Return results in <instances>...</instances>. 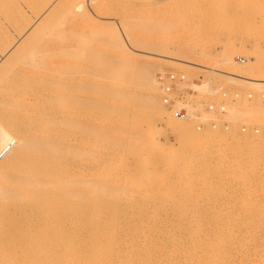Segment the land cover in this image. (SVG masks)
Here are the masks:
<instances>
[{
  "label": "bare ground",
  "instance_id": "6f19581e",
  "mask_svg": "<svg viewBox=\"0 0 264 264\" xmlns=\"http://www.w3.org/2000/svg\"><path fill=\"white\" fill-rule=\"evenodd\" d=\"M71 1L74 3L73 7H77L74 9H79L77 10L79 12L86 8L87 0H62L65 6L68 4L71 6ZM114 1L112 4L110 0L108 2L113 5ZM138 1L123 4L120 2L118 6L110 7L108 2L98 4L99 0H90V5L93 7L97 5L99 10L102 6L99 13L105 11L108 14H103L116 16L118 19L120 15L124 14V17L130 14H126L127 12H135L138 6L146 2L143 0L144 2L139 5ZM259 2L264 4V0ZM79 5L80 8H78ZM63 6L60 11L58 10L60 13L56 11L57 9L52 10L0 66V153L8 146H13L10 152L0 159V201L8 199V202L15 207H22L26 198L41 191L50 198V222L42 226L44 238L50 239L53 249H51L52 254L48 255L46 244L40 245L39 251L44 258L43 264H264V244L261 243L264 237V208L241 211L226 208L221 210L186 209L182 205L178 206L177 198L164 193L161 188L164 186L161 175L164 171L148 170V158H144L140 163L139 168L144 171L137 181L132 174L136 172L134 168H127L125 171L122 180L125 184L129 183V187H126V184L125 188L121 189L118 175L113 173L118 168V146H130L129 151L132 157L142 153L152 158L159 157L158 162H160L163 158L162 153H165V149L159 146L160 141L175 137L177 144L173 146L174 153L183 152L190 161L199 156L200 148L212 145L219 156L225 159L223 163L215 164L216 169L226 172L231 169L239 171L242 167H248L252 174H255L260 161L256 156L246 159L244 154L253 149H263L260 138L252 136L248 139L249 137L245 138L243 134L234 137L229 132H226L229 134L220 132L222 135L218 137L215 135L214 137L213 132L206 134V131L205 133L203 131L204 134H198L193 130L194 128H191L193 126L190 127L188 121H179L170 117L162 109L160 101L156 100L159 88H156L157 84L154 82V85L150 84L151 75L147 73L148 71L140 75V82L144 84L140 83L141 86H137L139 89L142 88L140 90L143 92L145 90L146 101L143 107L142 99L139 101L137 94L133 91L136 88L131 89L128 86L131 83H129L130 80L128 81L127 77L125 80L121 76L124 73L118 75L119 66L114 65L118 56L111 58L114 55L110 57L111 59H106L98 68L100 78L88 91L91 97L88 98L86 105L85 93L78 92L79 89H76V94L75 89L73 90L74 83L71 86L70 82H63L69 75L72 61L85 60L86 53L81 50L76 57L72 56L73 60L61 65L56 63V56L53 53L55 46L60 44L66 49H72V43L76 42L74 39L79 40L76 37V35L79 36L78 33L80 36L85 33L92 34L99 44L98 47L105 45L107 48H114L116 44L124 48V44L121 42L118 29L111 31V35L110 32L106 33L110 35L112 41H106L107 35L102 39L103 30L101 29L106 23L102 27L101 21H95L89 8L85 9V13L81 12L84 13L83 18L85 17L84 22L82 18L80 19L82 25L79 21L76 23L81 26H79L81 32H78V27L75 26L77 32L74 34L76 35L72 34L73 30H69L71 27H65L66 14L60 15L63 9L68 8ZM82 7L83 9L80 10ZM96 9L95 12H98ZM128 17H125L128 20L124 18L127 23L123 21V24L125 23L126 31L128 28L127 33H133L130 28L132 18ZM261 17L264 31V11ZM107 27L104 29H114ZM56 30L66 31L64 32L66 34L63 33L59 38L54 37L53 33ZM69 31L72 35H68ZM134 36L137 37L135 34ZM38 37H42V45L36 48L31 47L32 41ZM4 41L5 45L10 43L9 38ZM108 41L110 45L106 44ZM131 42L135 44L134 41ZM257 43L256 47H253L255 64L248 67H239L233 61V55L216 58L215 63L212 61L213 58L209 59L211 60L209 67H207L209 60L205 58L208 63L205 62L206 66H203L201 60L209 57L205 52V56L202 54V59L198 61L201 64L194 62L195 60L192 59L195 58H189V56L190 61H184L186 57L180 59L181 54L170 53L167 59L178 61L180 68L185 72L190 69L202 70L203 68L204 70L206 68L212 73L216 71L223 74L229 80L243 79L245 81L244 79L253 77L248 82L251 80L252 82H249L251 85L262 89L260 86H264V50L261 46L262 42L257 41ZM116 45L114 50L112 48L113 52L115 49L118 50ZM121 47L120 51L123 49ZM127 47L123 49L124 52L129 50ZM177 51L182 53L181 50ZM193 52L189 51L190 54ZM189 53L185 51L182 54L190 55ZM112 61L114 63L111 64ZM223 64H229V69L224 70V66L227 67V65L223 66ZM60 67L65 70L61 76H57L56 73ZM77 81L80 82V79ZM119 82L123 84L118 85ZM249 83L247 84L250 85ZM118 94L124 109L118 106ZM120 108L132 119L130 128L133 124L138 126L136 138L118 139L117 126L97 132L98 128H104V122L118 120L116 118ZM77 109L85 110L77 113ZM80 117L89 123L88 127L95 126L97 129L91 132L84 130L85 132L76 137V131L80 127L77 121ZM156 118L160 123L153 125L152 122ZM113 123L118 125V121ZM228 128L227 126V129L226 127L224 129L228 130ZM148 129H151L150 134H147ZM152 142L157 143L154 144L155 147ZM104 144H109L112 149L110 158L101 159L92 156L89 159H80L83 154L86 155L80 146L90 149L91 153V150L95 151L98 147H104ZM229 150L239 151V154L230 159L227 152ZM237 170H234L235 173L232 175L236 176ZM237 176L235 179H240ZM152 182L158 184L159 191L154 200L155 206L146 209L143 202L139 200L141 197H135V193L146 197L147 186ZM167 204L175 205V208L168 209L165 207ZM3 208L11 210L8 206ZM14 218L16 217L11 214L8 216V225L16 222L17 218ZM92 224H95L96 233L92 239L97 241L96 245L87 240ZM46 226L49 227V231ZM48 232L49 236L46 234ZM248 244L252 246H247ZM255 257L259 260L256 261Z\"/></svg>",
  "mask_w": 264,
  "mask_h": 264
},
{
  "label": "rangeland",
  "instance_id": "374dc122",
  "mask_svg": "<svg viewBox=\"0 0 264 264\" xmlns=\"http://www.w3.org/2000/svg\"><path fill=\"white\" fill-rule=\"evenodd\" d=\"M108 1L99 0L98 4H105ZM113 1L114 0L111 2L110 0V3L112 4ZM130 1L132 2L134 0ZM130 1L115 0L114 2H117V4L114 3L113 5L118 6L120 2H122L120 4H123ZM87 2L85 7L87 9L89 8L90 14L95 21H101L102 24H100L102 27L103 24L106 23L104 27L108 26L114 28L109 30L103 27V29H101L103 30L102 39L103 36L105 38L107 35L106 33L110 32L111 35V31L114 32L118 29L117 31L121 34V42L124 44V48L123 46L121 47V45L117 46L115 44L118 48V50L115 49V53L113 52L115 45L114 48L111 46V48H107L105 45H102L103 47H98L99 44L92 34H86L83 31L82 32L85 34L81 36L80 33H78L79 36H77L76 33L74 34V32H77L75 31L76 27H78V32H81L79 31L80 25L77 24V26L76 23L78 21L80 22L81 18V20L85 18H83V16L86 8L83 9L82 7L80 9L84 11L82 14L81 12L83 11L79 12L77 11L79 9H74L77 7H73V1L70 2L71 6L69 4L65 6L62 0H0V66L8 60L17 50L19 44L32 34L34 29L43 22V19H45L52 10L54 11L57 9L56 11H60L62 9L61 6L64 5L65 8L68 6L66 10H62L63 13L61 11L60 15L66 14L65 27L70 26L71 28H69V30H73L72 34L76 35L79 40L77 41L74 39L76 42H71L72 49H66L60 44L56 45L53 53L56 56V63L61 65L62 63L73 60L71 59L72 56L76 57L77 53L81 52V50L86 53L85 60L77 61V59H75L72 61L69 68V75L63 80V82L66 81V83L70 82L71 86L73 83L75 84L73 90L75 89L76 94L78 89V92L85 93L86 101L84 102L86 105V102L89 101L88 98L91 97L88 91L95 86V83H97L96 81L100 78L97 72L98 68L106 59L116 58L118 56V59H116L118 62L115 61L114 64L115 66H119L117 70L118 75L124 73V75L121 76H123L125 80L126 77L128 81L130 80L129 83H131L128 86L131 89H134V87L136 88V90L134 89L133 91L137 94L139 101L142 99V104L141 102L140 104L143 105V107L146 101L145 90L143 92L140 90L142 88L139 89L137 86H141L140 83L144 84V82H140V75L148 71L147 73L151 75H149L151 79L150 84H157L158 86L156 85V88H159L157 89L158 94L156 100L160 101L159 103L162 105V109H164L170 117H174L180 121V119L174 116L175 112L178 110H185L189 117L182 121H188L190 127L193 126L191 128H194L193 130L198 134L202 135L206 131V134H212L213 132L212 135L217 137L221 136L223 132H225V134L232 133L234 137L243 134L244 137L246 136L245 138L249 137L248 139H250V137L252 138V136H256L255 138H260V143L263 147V149L261 148L262 150L253 149L244 154L246 159L256 156L260 161H258L260 166H257L255 174H252L248 167H242V169H240L241 171L239 170L240 173L231 166V168L237 170L239 173L236 172L240 179H235L237 174H235L236 176L232 175L235 173L234 170L231 169V171L223 172L222 169H216L214 167L215 164L223 163L225 159L219 156L216 148L212 147V145L200 148V154L204 155L199 154V156H197L198 159L195 158L190 161L188 156L183 152L180 154L174 153L173 146L177 144L175 137L162 139L159 146L165 149V153H162V155L159 153L163 156L160 162H158L159 157L152 158L142 153H139L136 157H132L129 151L131 147L121 145L118 146V168L113 172L115 175H118V179L120 180L119 187L124 189L127 184L122 180L127 168L135 169L136 172L132 174L136 177L137 181L138 178L141 177L142 171H144V169L140 170V163L144 158H148V170L164 171L161 174L164 179V186L161 188L164 190V193L174 195V197L177 198L178 206L182 205V207L186 209L221 210L226 208L241 211L263 209L264 86H260L262 89H257L259 87L255 88V85H251L250 83L252 81L250 80L249 83L248 80L253 77L247 80L244 79L245 81H243V79H239L240 81L238 79L229 80V78L225 77L223 74L217 73L216 71L212 73L206 68L208 72L205 69L203 70V68L202 70L190 69L185 72L180 68L178 61H169L167 57L171 54H181L179 58L184 59L186 57L184 61H188L189 58H195L192 60L198 62L202 59V54L205 56L206 53L209 57H204V59L208 58L209 60L213 58L212 61L215 63L216 61L214 59L216 58L219 59L221 56L233 55V61H235L239 67L254 65L256 61L254 48L256 47L257 41L262 42L261 46L264 50V31L262 30L263 26L261 22L264 4L260 3L259 0H146V2L139 0V5L144 3L138 6L135 12H125L126 14L130 13L126 15L129 16V19L130 17L132 18V27L130 28H132L133 33H127L129 32L128 28L126 31V27H124L125 23L123 24V21L127 23V21H125V19H127L125 18L126 16L123 17L124 14L122 16L120 15L121 17L118 16V19H121L118 20L116 16L105 15L108 13H105L104 10V12H100L102 13L100 14L99 11L102 10V6H100L101 8L99 10L97 5L96 7L90 5V0H87ZM110 3L108 2L107 4ZM111 4L110 7L113 6ZM78 8H80V5ZM95 8L98 10V12L96 11L97 13L95 12ZM59 11L58 13H60ZM79 24H81V22ZM70 31L68 35L71 33ZM64 32L56 30L53 34L54 37L59 38ZM87 32L90 33L89 31ZM129 34H133V36L135 34L137 37L129 36ZM110 35H107L108 39H106V41L113 40L110 38ZM7 38H9L10 43L5 45L3 42H5L4 40ZM41 40H43L42 37L34 39L31 43V47L36 48L41 46L43 43ZM109 41L108 43L104 42V44L110 45ZM131 41H134L135 44L138 43L135 45ZM125 46H128L127 49L129 50H125L124 52L123 49L126 48ZM120 47L123 48L121 51ZM231 49L233 50L231 51ZM177 50H181L180 52L182 53H185V51L189 53V51H191L193 52L191 54H195L192 55L194 56L192 57L190 53V55H183L182 53H177ZM204 59L201 60L203 66L208 63L206 59ZM119 61L121 62L119 63ZM210 61L211 60H209L207 67H209ZM112 63H114V61H112L111 64ZM199 63L201 64V62H198V64ZM130 65L131 67H129ZM224 65H227V67ZM223 66L224 70H227V68L229 69V64H223ZM62 68L63 67L59 68V71L56 73L57 76L63 74L65 69ZM177 68L179 72H177ZM81 71L84 72V74H82ZM133 73L134 75H132ZM77 79H80V82L77 81ZM128 81L123 80V82ZM123 82H119L118 85H120V83L123 84ZM137 89L141 92L139 90L137 91ZM142 92L144 94H142ZM144 97L145 99H143ZM118 106L122 107L119 94ZM221 107H226L227 114H218L219 108ZM122 108L124 109V107ZM122 108L118 109V117L116 118L118 120L113 121H118V125H115L113 122H104L105 126L102 129L101 127L97 129L95 126L88 127L89 123L80 117V120L77 121L80 127L76 131V137H79L86 130L91 132L97 129V132H100L117 126L118 139L126 140L128 138H136L138 126L133 124L130 128L132 119L129 115H125ZM78 109L77 113L78 111L83 112L85 110L83 109L82 111ZM190 114H193V116H190ZM157 123L160 122H158L156 118L152 124L157 125ZM213 123L218 126V129H213ZM225 123H227L229 127L228 130L224 129ZM201 124L203 125L202 130L199 131L198 126ZM244 128L247 129L245 132L243 131ZM150 130L151 129H148L147 134H150ZM256 130L259 131V134L255 133ZM203 131L204 133H202ZM220 132L222 134H220ZM152 144L154 146L155 143L152 142ZM104 145V147H98L95 151L91 150V153L90 149L87 150V148L80 146V148L86 152V155L83 154L80 159L85 160L86 158H92V156L93 158L96 157L101 159L110 158L112 149L109 144ZM227 152L229 154L228 158L230 159L239 154V151L235 150H229ZM238 176L237 178H239ZM128 185L129 183L126 187H129ZM147 188L148 193L146 195L144 194L146 197L139 193H135V197H141L139 200L143 202L146 209L155 206L154 200L159 191V186L157 183L152 182ZM24 202L25 204L22 207H15L12 203L8 202V199H2L0 201V264H43L44 258L39 251V247H41V244L44 245V243L46 244L45 247L48 255L52 254L51 249H53V244H51L50 239L44 238L42 226V224L50 222V198L41 191L34 196L26 198ZM5 206L10 207L11 213L9 209L5 210L3 208ZM165 207L173 209L175 205L167 204ZM9 213L17 218L16 222L12 225H8ZM92 225L93 226L90 225V233L87 240L94 242L96 245L97 241H93L92 239L96 233L95 224ZM46 228L47 231H49V227L46 226ZM46 234L48 236L50 235L49 232ZM261 243L264 244V237H262ZM251 244L247 246L251 247ZM95 245L92 244V246ZM255 260L257 261L259 259L255 257Z\"/></svg>",
  "mask_w": 264,
  "mask_h": 264
},
{
  "label": "built area",
  "instance_id": "2783aa9c",
  "mask_svg": "<svg viewBox=\"0 0 264 264\" xmlns=\"http://www.w3.org/2000/svg\"><path fill=\"white\" fill-rule=\"evenodd\" d=\"M218 114H220V115L227 114L226 107L219 108ZM175 117L180 119V120H186V119H188L189 115H188L187 111H185V110H178L175 112ZM202 126H203L202 124L200 126H198L199 131L202 130ZM227 126H228L227 123H225L224 128L226 127V129H227ZM212 127H213V129H218V126L215 123L212 124ZM246 130H247L246 128L243 129L244 132ZM255 133L259 134V131L256 130ZM11 147H13V146H8L5 150H3L0 153V159L4 158V156L10 152Z\"/></svg>",
  "mask_w": 264,
  "mask_h": 264
}]
</instances>
